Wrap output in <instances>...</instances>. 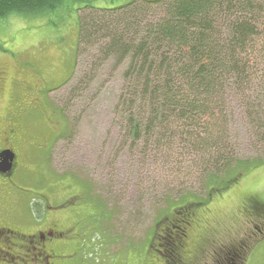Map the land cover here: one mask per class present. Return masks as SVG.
Segmentation results:
<instances>
[{"label": "rangeland", "instance_id": "obj_1", "mask_svg": "<svg viewBox=\"0 0 264 264\" xmlns=\"http://www.w3.org/2000/svg\"><path fill=\"white\" fill-rule=\"evenodd\" d=\"M129 1L94 0L92 4L115 8ZM83 6L68 0L50 13L17 14L0 23V106L17 104L27 111L36 91L39 99L37 110L24 114L30 143L20 150L13 190L28 192L35 199L38 217L49 204L58 206L67 199L71 203L76 197V209H69L61 219L69 228V240L74 235L78 242L67 244L65 251L55 247L58 254L64 253L62 264L176 263L168 241L160 237L153 241V228L161 226L162 234L168 227L169 220L163 224V218L174 211L167 210L168 202L178 206L205 200L209 175L223 163L217 166V154L209 152L211 147L206 150V143L189 141L191 132L176 136L182 128L172 139L161 136L157 128L153 134L148 132L147 108L139 110L141 97L135 101L126 87L124 73L130 59L108 54L106 40L80 45L83 11H78ZM259 51L264 58V42ZM253 62L256 79L251 82L257 85L247 82L248 88H238V94L231 88L216 112L223 111L221 126L235 159L249 161L264 157V139L257 134L256 123L264 122V85L258 81L264 64L259 67ZM7 80L9 85L10 81L2 83ZM31 85L33 91H26ZM133 121H143L138 139ZM204 126L211 127L212 140L222 136L212 130L210 119ZM256 208L264 209V163L210 201L186 211V215L196 212L209 228L203 234L208 244L200 249L196 264H218L213 258L220 247L233 250L231 264H264V211ZM80 211L81 217L76 216ZM197 233L198 229L192 237ZM213 249L217 250L212 254Z\"/></svg>", "mask_w": 264, "mask_h": 264}, {"label": "trees", "instance_id": "obj_2", "mask_svg": "<svg viewBox=\"0 0 264 264\" xmlns=\"http://www.w3.org/2000/svg\"><path fill=\"white\" fill-rule=\"evenodd\" d=\"M67 1L0 0V23L17 14L50 13ZM76 1L84 3L79 9L83 11L79 17L80 45L106 40L108 54H118L120 60L130 59L124 73L126 87L135 95V101L136 96L141 97L139 110L147 108L151 120L148 132L153 134L157 128L161 136L172 139L182 128L176 136L191 132L189 141L206 143V150L211 147L209 152L217 154V166L223 163L209 175L205 200L178 206L168 202L167 210L174 209L170 213L176 226L179 215L200 207L210 196L229 189L264 163V157L252 161L235 159L221 126L223 111L216 113L224 93L233 88L238 94V88L243 91L248 88L247 82L256 79L253 60L259 67L264 64L263 52L259 51L264 42V0H132L115 8L96 7L94 0ZM158 8L162 10L159 17ZM261 80L263 86L264 73L259 74L258 81ZM133 107L131 104L130 109ZM207 118L212 130L220 131L222 136L211 139V127L204 126ZM133 122L138 139L143 121ZM259 122L256 121L260 128L257 134L264 139V122ZM195 148L200 151L198 144ZM157 229L153 228L156 233ZM170 250L173 251L171 246ZM172 257L176 263L166 264H181L174 254Z\"/></svg>", "mask_w": 264, "mask_h": 264}, {"label": "flooded vegetation", "instance_id": "obj_3", "mask_svg": "<svg viewBox=\"0 0 264 264\" xmlns=\"http://www.w3.org/2000/svg\"><path fill=\"white\" fill-rule=\"evenodd\" d=\"M6 77L5 74L4 78ZM10 83L11 81L8 85ZM2 87L3 85H0V95ZM33 89L31 85L25 90L31 92ZM12 99L13 101L15 99L13 95ZM38 100L35 97L27 102L30 111L37 109ZM25 113L26 111L17 104H14V108L0 106V162L3 151L11 150L14 153L11 171L0 172V209L3 212L0 215V241L3 242V245L0 243V264H62L64 253L58 254L55 247L61 246L65 251L67 244L76 242L74 235L69 240L70 235L67 234L69 228H66L64 219H61V216L70 212L69 209H76V206H72L75 203L74 199L73 203L67 199L58 206L49 204L39 218L35 203L32 201L33 197H30L28 192L18 194L12 187L13 177L19 172L21 163L20 150L26 143H30L24 132ZM4 198L6 199L3 203ZM79 214L80 212H77L75 215ZM196 216V213L179 215L177 218L179 227L174 224L175 218L168 217V227H165L162 234L158 233V237L169 241L167 244L173 248L172 254L181 264H196L197 254L208 244V236L203 238V234H207L209 228L207 224L202 225L201 219ZM40 223L41 226L38 227ZM196 229L198 233L192 237ZM219 249V253H214L213 258L218 264H231V261H235V256L231 254L233 250L228 251L229 249L225 247Z\"/></svg>", "mask_w": 264, "mask_h": 264}, {"label": "water", "instance_id": "obj_4", "mask_svg": "<svg viewBox=\"0 0 264 264\" xmlns=\"http://www.w3.org/2000/svg\"><path fill=\"white\" fill-rule=\"evenodd\" d=\"M2 155H3V160L0 163V172L10 171L11 166H7V163L13 162L14 155H12L11 151H4Z\"/></svg>", "mask_w": 264, "mask_h": 264}, {"label": "bare ground", "instance_id": "obj_5", "mask_svg": "<svg viewBox=\"0 0 264 264\" xmlns=\"http://www.w3.org/2000/svg\"><path fill=\"white\" fill-rule=\"evenodd\" d=\"M138 86V85H137ZM150 95V94H149ZM135 131V130H134Z\"/></svg>", "mask_w": 264, "mask_h": 264}]
</instances>
